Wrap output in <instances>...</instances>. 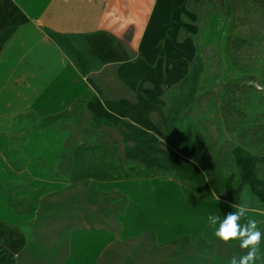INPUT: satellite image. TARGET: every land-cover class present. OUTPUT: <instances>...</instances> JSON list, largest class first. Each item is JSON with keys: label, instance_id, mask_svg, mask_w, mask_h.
I'll return each instance as SVG.
<instances>
[{"label": "crops", "instance_id": "obj_1", "mask_svg": "<svg viewBox=\"0 0 264 264\" xmlns=\"http://www.w3.org/2000/svg\"><path fill=\"white\" fill-rule=\"evenodd\" d=\"M186 1L0 0V264H99L147 234L212 241L207 217L241 201L264 231V154L232 149L220 187L207 168ZM85 201L94 217L69 225Z\"/></svg>", "mask_w": 264, "mask_h": 264}, {"label": "rangeland", "instance_id": "obj_2", "mask_svg": "<svg viewBox=\"0 0 264 264\" xmlns=\"http://www.w3.org/2000/svg\"><path fill=\"white\" fill-rule=\"evenodd\" d=\"M188 1L181 15V37L193 38L204 64L190 113L205 134L207 168L213 184L220 187L226 176L235 173L232 149L244 146L264 154V7L253 0H193L195 4L187 5ZM87 202L69 209V225L94 217L83 214L91 210ZM48 232L39 240L46 249L57 243L54 237L48 238ZM243 251L218 239L198 243L181 239L160 246L147 234L136 240H117L99 264H229L233 255Z\"/></svg>", "mask_w": 264, "mask_h": 264}, {"label": "clouds", "instance_id": "obj_3", "mask_svg": "<svg viewBox=\"0 0 264 264\" xmlns=\"http://www.w3.org/2000/svg\"><path fill=\"white\" fill-rule=\"evenodd\" d=\"M235 211L226 214L209 215L208 225L214 230V236L225 244L238 242L241 255H233L229 264H264V231L258 227L256 219L248 215L250 209L247 201L233 204ZM245 221V222H242Z\"/></svg>", "mask_w": 264, "mask_h": 264}, {"label": "trees", "instance_id": "obj_4", "mask_svg": "<svg viewBox=\"0 0 264 264\" xmlns=\"http://www.w3.org/2000/svg\"><path fill=\"white\" fill-rule=\"evenodd\" d=\"M254 2H256L257 4H259L260 6L264 7V0H253ZM196 2H194L193 0L189 1V5L190 4H195ZM194 6H191V9H193ZM260 131V128L257 129L254 134H257Z\"/></svg>", "mask_w": 264, "mask_h": 264}]
</instances>
